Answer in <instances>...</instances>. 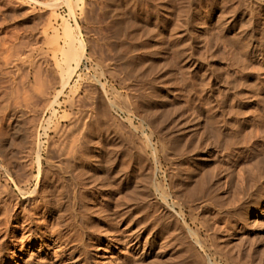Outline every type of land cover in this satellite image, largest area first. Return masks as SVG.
I'll use <instances>...</instances> for the list:
<instances>
[{
	"label": "rangeland",
	"instance_id": "obj_1",
	"mask_svg": "<svg viewBox=\"0 0 264 264\" xmlns=\"http://www.w3.org/2000/svg\"><path fill=\"white\" fill-rule=\"evenodd\" d=\"M263 200L264 0H0V264H134L117 210L161 264H264Z\"/></svg>",
	"mask_w": 264,
	"mask_h": 264
},
{
	"label": "bare ground",
	"instance_id": "obj_2",
	"mask_svg": "<svg viewBox=\"0 0 264 264\" xmlns=\"http://www.w3.org/2000/svg\"><path fill=\"white\" fill-rule=\"evenodd\" d=\"M66 34L68 35V36H71L72 37V32H71V29L69 28V27H66ZM66 35V36H67ZM67 36V37H68ZM73 38H74V36H73ZM80 45V44H79ZM83 45V44H82ZM81 45V46H82ZM80 46V47H81ZM83 47V49H84V46H82ZM82 49V48H81ZM72 51V50H71ZM83 53V52H82ZM67 55H68V57L69 58H73V57H75V58H73V59H75V67L79 64V56L81 55V57H82V54L80 53V55H77L76 56V54L75 53H73V52H67ZM71 58V59H72ZM77 58V59H76ZM73 66V68H72V70L75 68ZM69 75H70V73H69ZM68 76V75H67ZM70 77V76H69ZM68 77V78H69ZM68 82V80H65L64 79V84H66ZM262 115V114H261ZM189 132V131H188ZM234 135V134H233ZM237 135V134H236ZM246 135V134H245ZM194 139V138H193ZM176 140V139H175ZM175 140H172V143H173V145L172 144H170L172 147H173V150L175 151V153H177L179 150V146L177 145V140L175 141ZM191 142V141H190ZM193 143V142H192ZM183 144V143H182ZM194 145V144H193ZM230 145V144H229ZM170 146V147H171ZM197 146V145H196ZM200 146V145H199ZM182 147V146H181ZM191 148V147H190ZM194 149V148H193ZM197 149V148H196ZM194 151V150H193ZM185 152V151H184ZM190 152V151H189ZM197 153V152H196ZM189 154V153H188ZM180 155V154H179ZM178 156V155H177ZM188 156V155H187ZM192 156V155H191ZM230 156V155H229ZM180 158V160H179V162L181 161V157H179ZM186 158V157H185ZM189 158V157H188ZM196 158V157H195ZM184 159V158H183ZM182 159V160H183ZM202 159H196L195 161H193V165L198 169L200 166H202V165H204L205 163H206V161H205V163H204V160L203 161H201ZM261 160V159H260ZM184 161V160H183ZM259 161V160H258ZM185 162V161H184ZM215 162V161H214ZM250 162V161H249ZM181 163V162H180ZM257 163H259V162H257ZM188 164V163H187ZM260 164V163H259ZM214 166V165H213ZM195 168V169H196ZM201 168V167H200ZM207 168V167H206ZM205 168V169H206ZM210 168V167H209ZM208 168V169H209ZM216 168V167H215ZM215 168H214V170H215ZM177 169V168H176ZM186 169V168H185ZM208 169H206L205 171H203V174L201 175V178L202 177H206V176H209V174H211L210 173V170L212 169V168H210L209 170ZM106 170H108V169H106ZM188 171V170H187ZM215 172V171H214ZM220 172V171H219ZM226 172V171H225ZM190 173V172H189ZM107 174V173H106ZM108 174H109V172H108ZM184 175V174H183ZM198 175H200V173L198 174ZM220 175V174H219ZM171 176V175H170ZM186 176V175H185ZM193 176V175H192ZM211 176V175H210ZM114 177H116V176H114ZM130 177H132V176H130ZM172 177H174V179H168V180H171V184H172V189H171V191H170V193L168 192V194H165V193H163V192H161L160 191V196L163 198V200L164 199H166V198H168V197H170L171 199H172V202L175 204H177V205H179L181 208L183 207V206H185V205H187V204H189L190 203V201L192 202V199H194L195 198V195H196V192L195 191H197L196 190V188H190V187H188V185L187 184H189L188 182H189V179L190 178H188V177H181V176H171V178ZM212 177V176H211ZM220 177V176H219ZM222 177V176H221ZM128 178V177H127ZM116 179V178H115ZM136 178H130V180H129V183H127L128 185H129V187H127L130 191H129V193H127L126 195H127V198H126V201L128 200H132V201H136V202H140L141 203V201L142 200H145V198H147L148 196H149V191H148V188H147V185H146V181L145 182H140V181H137V180H135ZM228 179V178H227ZM243 179V178H242ZM192 180V179H191ZM121 181V180H120ZM119 181V182H120ZM197 181V180H196ZM209 181V180H208ZM242 181V180H241ZM214 182V181H213ZM254 182V181H253ZM259 183V182H258ZM170 184V185H171ZM205 183L202 181V179H200L199 178V181H198V184L197 185H204ZM206 184H207V182H206ZM208 185V184H207ZM255 185V184H254ZM111 186V185H110ZM214 186L215 187H212V186H208V193L206 194L207 196H206V198L205 199H203L202 201H201V206L203 205V206H205L206 205V207L207 206H209L210 204H212V196H210V194L212 193V192H214V191H212L214 188L215 189H219L220 187H221V185H220V180H217L215 183H214ZM224 186V185H223ZM230 186V185H229ZM170 187V186H169ZM200 187H202V186H200ZM233 187V186H232ZM231 186H230V188H232ZM204 188V187H203ZM221 188H223V187H221ZM229 188V189H230ZM258 188V187H257ZM170 189V188H169ZM193 189H195V191L193 190ZM205 190L207 189V188H204ZM234 189V188H233ZM232 189V190H233ZM119 190V189H118ZM122 190V189H121ZM157 190V189H156ZM202 190V189H201ZM155 193V192H154ZM167 193V192H166ZM213 194H215V193H213ZM230 194V193H229ZM154 195V194H153ZM202 195V194H201ZM200 195V196H201ZM204 195V194H203ZM241 195V194H240ZM159 196V195H158ZM197 196V195H196ZM199 196V195H198ZM151 197V196H150ZM154 197H155V195H154ZM156 198V197H155ZM154 199V198H153ZM152 200V199H151ZM125 201V200H124ZM125 201V202H126ZM127 201V202H128ZM131 201V202H132ZM146 201H148V199L146 200ZM130 202V203H131ZM164 202V201H163ZM171 202V203H172ZM226 202H227V200H226ZM124 203V202H123ZM129 203V202H128ZM172 203V204H173ZM133 204V203H132ZM138 204V203H137ZM263 204H264V200H263ZM136 205V204H135ZM200 205V204H199ZM126 206V205H125ZM137 206V205H136ZM128 207V206H127ZM137 207H140V209H141V205L140 206H137ZM134 208H136V207H134ZM137 209V208H136ZM145 209H146V207H145ZM232 209V208H231ZM122 210V209H121ZM126 210V209H125ZM124 210V211H125ZM134 210V209H133ZM230 210V209H229ZM128 211V210H127ZM131 211V210H130ZM139 211H141V210H139ZM138 211V212H139ZM144 211V210H143ZM169 211V210H168ZM116 212V215H115V221L122 227L121 228V235L119 236H115V237H108V238H106V239H108V241H113L114 243H116V244H123V246L124 247H126V248H128L129 249V254L127 255L128 257L127 258H131L130 260H133L132 262H134V264H145V262H144V259H147L148 260V263H150V264H161V260H160V251H159V248H157L155 245H154V243H153V241L148 237V236H145V237H142V234H141V232L140 231H137V230H132V229H128L127 227H126V224H128L127 223V218L125 217V212H122V211H115ZM132 212V211H131ZM183 212V211H182ZM237 212V211H236ZM130 213V212H129ZM136 213V212H135ZM140 213V212H139ZM145 213V212H144ZM206 213V212H205ZM235 213V212H234ZM132 214V213H131ZM187 214V213H186ZM130 215V214H129ZM129 215H128V217H129ZM127 216V215H126ZM131 216V215H130ZM196 216V215H195ZM216 216V215H215ZM132 217V216H131ZM182 217V216H181ZM199 217V216H198ZM201 217V216H200ZM204 217H206V216H204ZM244 217V216H243ZM134 218V217H133ZM185 217L183 216V220H184V222H185V219H184ZM212 218H213V216H212ZM114 219V218H113ZM139 219V218H138ZM191 219V218H190ZM208 219V218H207ZM158 220V219H157ZM212 220V219H211ZM239 220V219H238ZM129 221V220H128ZM188 222V221H187ZM204 222V221H203ZM204 223H207V222H204ZM216 223V222H215ZM245 224V223H244ZM256 224V223H255ZM152 225V224H151ZM181 225V224H180ZM186 225V227H187V230L189 229V225L188 224H184V226ZM206 225V224H205ZM246 225V224H245ZM252 225V224H251ZM264 225V224H263ZM152 226H154V224L152 225ZM148 227H150V226H148ZM230 228V227H229ZM153 229V228H152ZM213 229V228H212ZM219 229V228H218ZM190 230V229H189ZM157 231V230H156ZM261 232H263L264 233V227L262 228V230H261ZM189 233H190V231H189ZM222 233V232H221ZM196 234V233H195ZM232 235V234H231ZM262 236V235H261ZM244 237V236H243ZM200 239L198 238V236H197V238H195V242L197 243V245H200V241H199ZM140 244L142 245V247L140 248L139 246H140ZM211 244V243H210ZM204 245V244H203ZM206 245V244H205ZM211 246V245H210ZM194 247V246H193ZM208 247V246H207ZM192 248V247H191ZM203 248V247H202ZM205 248V247H204ZM210 248V247H209ZM102 249H104V248H102ZM102 249H101V251H102ZM104 250H106V249H104ZM187 250V249H186ZM209 250V249H208ZM111 251H113V250H111ZM188 251V250H187ZM229 251V250H228ZM258 251V250H257ZM264 251V250H263ZM117 252V251H116ZM207 252V251H206ZM259 252V251H258ZM187 253V252H186ZM198 253V252H197ZM196 253V254H197ZM213 253H214V251H213ZM102 254V253H101ZM206 254V253H205ZM215 254V253H214ZM214 254H213V256H214ZM191 255V254H190ZM163 256V255H162ZM188 256V255H187ZM192 256V255H191ZM199 255L197 254V257H198ZM210 256V255H209ZM239 256V255H238ZM196 257V256H195ZM204 257H205V255H204ZM202 258V259H205V258ZM207 257V256H206ZM257 257V256H256ZM107 258V257H106ZM109 258H111V257H109ZM166 258V257H165ZM168 258V257H167ZM254 258V257H253ZM112 259V258H111ZM169 259V262H170V258H168ZM200 259H201V257H200ZM213 259V258H212ZM237 259V258H236ZM172 260V259H171ZM194 260H196V259H194ZM216 260V259H215ZM108 261V260H107ZM206 261V260H205ZM110 262V261H109ZM165 264H166V262L165 261H163ZM186 262H188V263H186V264H194L195 262H193L192 261V259H191V261L190 260H188V261H186ZM198 262V264H199V261H197ZM201 262H202V260H201ZM228 262V261H227ZM171 263V262H170ZM203 263H204V261H203ZM203 263H201V264H203ZM232 263V262H231ZM207 264H214V262H212V261H210L209 260V257L207 258Z\"/></svg>",
	"mask_w": 264,
	"mask_h": 264
}]
</instances>
